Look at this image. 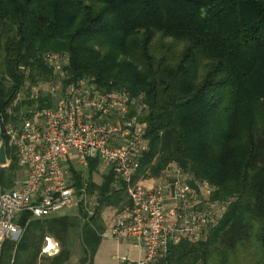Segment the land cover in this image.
Masks as SVG:
<instances>
[{"label":"trees","instance_id":"trees-1","mask_svg":"<svg viewBox=\"0 0 264 264\" xmlns=\"http://www.w3.org/2000/svg\"><path fill=\"white\" fill-rule=\"evenodd\" d=\"M49 52L68 56L73 80L86 76L104 92L138 99L148 141L138 175L156 178L174 163L207 181L211 199L226 204L205 239H182L148 264H264V0H0L4 127L16 120L9 109L17 94L29 96L49 80ZM36 101L50 105L40 96L13 111ZM0 137L11 158L8 172L0 171L3 187L13 184L18 163L6 134ZM98 166L89 160L85 177L74 171L77 187L87 181L98 196L95 214L83 220L80 209V217L45 220L42 228L62 246L52 264L68 261L67 237L77 228L83 249L77 264H93L105 231L102 209L119 212L127 204L112 170L99 184L92 180ZM31 223L18 242L3 244L0 264H36L41 239L26 235Z\"/></svg>","mask_w":264,"mask_h":264},{"label":"built area","instance_id":"built-area-1","mask_svg":"<svg viewBox=\"0 0 264 264\" xmlns=\"http://www.w3.org/2000/svg\"><path fill=\"white\" fill-rule=\"evenodd\" d=\"M44 60L51 70L42 83L46 92L42 84L32 87L29 96L20 91L9 109L16 120L4 127L18 166L26 173L14 188L0 187V254L6 241L21 238V213L42 218L75 205L83 220L95 214L98 196L88 192L87 181L77 187L74 175L76 170L85 177L92 159L112 170L115 189L125 187L127 204L105 233L117 241L135 240L143 252L139 264L164 258L169 246L182 239H205L224 216L226 204L211 199L213 187L207 181L174 163L168 164L169 177L138 175L140 159L148 150L138 99L124 90L104 92L86 76L73 80L64 53H46ZM40 96H48L50 105L39 108L36 101L13 111L22 100ZM149 179L156 183L147 186ZM50 249L54 245L47 239L43 252Z\"/></svg>","mask_w":264,"mask_h":264},{"label":"rangeland","instance_id":"rangeland-1","mask_svg":"<svg viewBox=\"0 0 264 264\" xmlns=\"http://www.w3.org/2000/svg\"><path fill=\"white\" fill-rule=\"evenodd\" d=\"M41 90L43 92H46L47 87L44 84H42ZM107 170H108V168L106 166L100 164L98 166V170L96 171V173H94L92 175V180L99 184L101 182V177L103 176L104 173L107 172ZM24 174H25V172L22 171L21 169L17 171L16 175L19 179L18 181L22 180V178L24 177ZM169 175H171V170H169V168H166L163 171V173L160 175V177H165V176L169 177ZM146 176H148V175L146 174L145 177ZM117 212H118L117 208H104V209H102L101 214H100L101 215L100 220H101L102 225L105 228L106 233L108 231V228H109V225L111 223L112 218L114 217V215ZM60 213L76 215L77 214V208L75 205H72L68 208L63 209L62 211H60ZM73 231H74V236H72L73 237L72 238L70 235L71 242L69 245L71 252H73V254H72V257L70 258V260L66 261V263H64V264H77L79 262L78 259L83 255L81 237L79 235L80 234L79 228H77ZM105 231H104V233H105ZM106 233L101 238L99 246H98V248L94 254L93 264H116L117 261H119V259H123V258L128 259L130 262L133 261L135 264H139V261L141 259V253H140L141 251L139 252L137 250V248H139V247L135 248L134 247L135 245H134L130 248V250H128V247H126L127 241H125V240L117 241V240L113 239L112 237H110L109 235H107ZM46 245H47V240H46L44 248H46ZM52 251H53V249H50L46 253L48 255H44V257L45 258L53 257ZM156 261H154V262H156ZM50 263L52 264V262H50Z\"/></svg>","mask_w":264,"mask_h":264},{"label":"crops","instance_id":"crops-1","mask_svg":"<svg viewBox=\"0 0 264 264\" xmlns=\"http://www.w3.org/2000/svg\"><path fill=\"white\" fill-rule=\"evenodd\" d=\"M1 142H2V139H1V137H0V144H1ZM6 154V153H5ZM10 156L8 155V156H6V164L5 165H3V166H0V171H4V172H8L7 171V168H8V165H9V163H10V161H11V158H9ZM22 170V168H20L19 166H18V168L16 169V171L14 172V179H13V184L11 185L10 184V186H5V185H3V187L2 188H4V189H12V188H14V182L15 181H18L19 179H18V177H17V171L18 170ZM22 171H24V169L22 170ZM25 172V171H24ZM26 173V172H25ZM96 173V172H95ZM24 176H25V174H24ZM23 179V178H22ZM154 183H156V181H154V179H149L147 182H146V185L147 186H152ZM77 208V207H76ZM65 209V208H64ZM79 210L80 209H78L77 208V216H79L80 217V214H79ZM60 211H62V210H60ZM60 211H58V212H55V213H53V214H51V215H49V216H46V217H42V218H37V217H33V216H30L28 213H21L19 216H18V218H17V221H18V223L20 224V222H21V220H22V218L23 217H25L27 214L30 216V218H28L27 220H29V221H31L32 223H31V225H30V227H29V230L28 231H26V235L28 236V237H30L31 239H34V238H37V239H41V245H40V251H39V254H38V259H37V261H36V264H51L50 262H51V260H52V258L59 252V250L62 248V246H61V242H60V240L58 239V238H56L55 236H52L48 231H46L45 229H43L42 227H45V225H44V223H45V220H48V219H51V218H57V217H77L76 215H73V214H63V213H60ZM26 225H27V223L24 225V227H26ZM21 226H23V225H21ZM40 228H41V230H40ZM34 229V230H33ZM25 230V229H24ZM75 230V229H74ZM34 234V235H33ZM23 235V234H22ZM70 235H71V237L72 236H74V231L72 230L71 231V233H69L68 234V237H67V244H66V249H69L70 250V254H69V259L68 260H70V258L72 257V254H73V252H71V249H70V247H69V245H70V242H71V240H70ZM73 238V237H72ZM49 240V242L51 243V244H53L54 245V249H53V251H52V254H53V257H51V258H45L44 257V255H48V254H46L45 252H43V248L45 247V243H46V240ZM9 241V240H8ZM125 241H127V246L126 247H128V250H130V248L132 247V246H134L135 248H137L138 246L136 245V243H135V241L133 240V239H125ZM137 250L141 253V259H142V256H143V253H142V250H140L139 248H137ZM82 251H83V249H82ZM44 257V258H43ZM140 259V260H141ZM120 260H122V261H129L128 259H119V261ZM119 261H117V263L116 264H118L119 263Z\"/></svg>","mask_w":264,"mask_h":264},{"label":"water","instance_id":"water-1","mask_svg":"<svg viewBox=\"0 0 264 264\" xmlns=\"http://www.w3.org/2000/svg\"><path fill=\"white\" fill-rule=\"evenodd\" d=\"M5 133V128L2 124V122L0 121V134H4ZM6 164V154H5V141L2 140L1 144H0V166H3ZM128 261L126 260V263Z\"/></svg>","mask_w":264,"mask_h":264}]
</instances>
